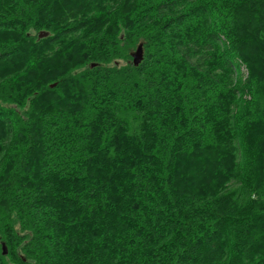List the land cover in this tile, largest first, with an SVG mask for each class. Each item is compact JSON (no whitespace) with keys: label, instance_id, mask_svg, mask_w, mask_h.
Masks as SVG:
<instances>
[{"label":"trees","instance_id":"trees-1","mask_svg":"<svg viewBox=\"0 0 264 264\" xmlns=\"http://www.w3.org/2000/svg\"><path fill=\"white\" fill-rule=\"evenodd\" d=\"M0 264H264V0H0Z\"/></svg>","mask_w":264,"mask_h":264},{"label":"water","instance_id":"water-1","mask_svg":"<svg viewBox=\"0 0 264 264\" xmlns=\"http://www.w3.org/2000/svg\"><path fill=\"white\" fill-rule=\"evenodd\" d=\"M43 36L44 35H40V37H43ZM141 57H142V52H141V48L139 47L137 49V51L135 52V54L133 55V63H134V65H137L138 64V62L140 61ZM5 254H6V251L4 249L3 250V255H5Z\"/></svg>","mask_w":264,"mask_h":264}]
</instances>
